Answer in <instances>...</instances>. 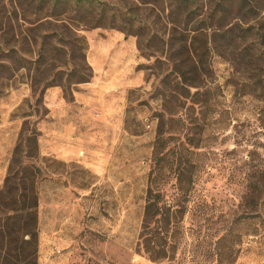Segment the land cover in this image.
<instances>
[{
  "label": "rangeland",
  "instance_id": "374dc122",
  "mask_svg": "<svg viewBox=\"0 0 264 264\" xmlns=\"http://www.w3.org/2000/svg\"><path fill=\"white\" fill-rule=\"evenodd\" d=\"M70 1L52 8L39 0H0V105L26 92L12 116L29 114L0 189L19 169L16 158L36 164L39 238L42 223L58 228L61 217L77 220L73 230L80 240L67 264H264V6L255 20L225 36L192 31L193 23L176 27L163 2L91 0L83 2L89 10L79 13L77 0ZM119 46L126 54L118 55L113 69L109 59ZM38 59L45 60L41 69ZM98 60L106 63L96 72ZM190 60L198 62L196 72L188 71ZM176 63L193 83L187 97L180 96L188 93L181 85L175 90ZM76 72L92 76L90 81L103 74L126 82L95 80L107 98L95 92L100 99L91 110L92 127L81 124V155L88 154L90 164L63 162L40 150L27 159L22 138L32 135L28 129H39L46 115L39 79L59 82L71 102L78 85L86 83L76 82ZM120 87H126L123 121L112 124L103 115L112 116L110 93ZM168 94L177 95L171 104ZM162 117L172 120L160 161L166 177L157 187L175 213L168 234L160 223L167 257L154 261L139 244ZM11 133L4 137L0 128V142L10 141ZM183 170L192 171V179L184 176L179 189L175 175ZM35 245L42 264L37 243H27L26 251Z\"/></svg>",
  "mask_w": 264,
  "mask_h": 264
},
{
  "label": "trees",
  "instance_id": "16d2710c",
  "mask_svg": "<svg viewBox=\"0 0 264 264\" xmlns=\"http://www.w3.org/2000/svg\"><path fill=\"white\" fill-rule=\"evenodd\" d=\"M40 2L51 3L52 8L66 7L72 4L70 0H39ZM91 0H77L75 5L79 13H84L89 10L83 3ZM150 2V1H148ZM155 2L167 3L169 7L168 16L170 21L177 25H184L185 27L194 24L192 31L204 32L206 30H214L215 33L220 32L222 35L231 36L240 29H242L241 22H252L258 14V10L264 6V0H153ZM253 25L249 24L245 30H250ZM187 29V28H184ZM183 29V30H184ZM184 46L189 43L186 37H180ZM180 44L181 46H183ZM183 46V47H184ZM39 69L45 64V60L41 61ZM86 62V61H85ZM87 63V62H86ZM196 61L190 60V70L196 72ZM25 67V65L20 64ZM91 68V67H90ZM177 78L180 80L175 84V90L181 85L183 90L187 91L181 93V97H187L193 83L189 77L186 76L188 71L179 68L176 63ZM78 72H76L77 74ZM75 74L72 73V75ZM78 73V83L89 82L92 76L86 77ZM44 86L40 90L39 97L44 99L46 90L49 87L60 85L59 82L48 78L39 79ZM35 82L32 86H35ZM33 92L37 93L34 87ZM38 97V98H39ZM177 95H165L168 104H171L173 98ZM40 99V98H39ZM48 110L44 111L47 114ZM29 117V114L26 115ZM169 120L162 117L158 127V135L156 138V159L154 167L151 170L149 178V187L147 190L146 204L144 210V217L142 222V231L140 235L139 250L149 256L154 261H159L167 257V253L162 247V231L160 223L163 224L164 233L168 234L170 225L173 222L175 211L172 204L165 201V196L162 190L158 189L157 183L166 177V172L160 166V161L166 155L165 148L168 143L166 133L169 128ZM31 131L30 136L22 140L26 141L27 153L29 157L37 158L39 155V138L41 132L37 128L28 129ZM22 148V144L16 146V151ZM164 150V153H163ZM15 160V159H14ZM19 164V169L16 172H10L5 179V184L0 189V248H9L4 253H0V264H38L37 253L38 248L35 247L27 252L26 244L33 243L39 245V196L36 188V178L40 172L39 168L34 163H23L22 159L16 158ZM184 176H189L192 179V171L176 172V183L181 186L185 182ZM14 182V183H13ZM183 213L185 209L182 210ZM28 237V238H26ZM26 238V239H25ZM165 243L168 238H165ZM10 251H13L10 253Z\"/></svg>",
  "mask_w": 264,
  "mask_h": 264
},
{
  "label": "crops",
  "instance_id": "0c3cea01",
  "mask_svg": "<svg viewBox=\"0 0 264 264\" xmlns=\"http://www.w3.org/2000/svg\"><path fill=\"white\" fill-rule=\"evenodd\" d=\"M119 37V36H118ZM117 37V38H118ZM113 43L117 44V41ZM126 54L124 47L119 46L114 50L113 60L109 59V64L113 69L117 66L118 55ZM114 61V62H113ZM106 61L98 60L95 71L102 70ZM117 68V67H116ZM111 71V70H110ZM97 75V74H96ZM103 79V74L94 81L84 83V85H78V91H74L73 100L67 101L63 95L62 88L57 86L49 87L44 95V105L48 112L40 120L39 129L41 135L39 138V150L43 156H52L63 162H80L83 161L90 164V156L87 154L86 158L81 155V149L84 146V140L81 134L82 121L89 122V127H92V107L99 101L95 96V92L107 98L106 93L97 91L95 86V80L102 79L104 84L113 82L118 86H126V82L120 81L116 83L117 76L106 75ZM107 78V79H106ZM139 80L140 76L137 75L133 80ZM132 84L128 82L127 85ZM123 89H118L116 92L110 93V99L114 100V108H109L112 112V116L103 115L105 119H108L112 124H121L123 121ZM28 93V92H27ZM23 96H28L26 92L18 94L15 100L11 99L10 103L0 105V128L4 131V137L6 134H12V139L3 140L0 142V186L4 183V178L7 173L8 164L12 156V150L16 144L19 132L22 128L23 121L26 119L25 115L16 114L18 106L23 99ZM13 98V97H12ZM105 109V107H104ZM84 110L87 114L81 117L80 111ZM108 110V113H109ZM111 118H108V117ZM76 203V202H75ZM61 226L59 227V224ZM74 224V225H72ZM77 224V220L70 215L59 218L58 228H45L42 223V231L40 233L39 241V253L42 264H67L74 260V255L77 249L78 241L76 230H73Z\"/></svg>",
  "mask_w": 264,
  "mask_h": 264
}]
</instances>
